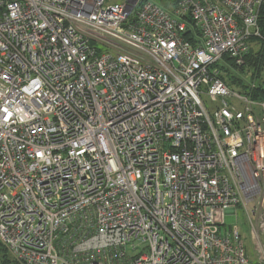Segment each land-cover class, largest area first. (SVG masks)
I'll return each instance as SVG.
<instances>
[{
    "label": "built area",
    "instance_id": "obj_1",
    "mask_svg": "<svg viewBox=\"0 0 264 264\" xmlns=\"http://www.w3.org/2000/svg\"><path fill=\"white\" fill-rule=\"evenodd\" d=\"M174 3L0 0V247L19 264H264V101L222 78L264 40V0ZM238 208L256 262L222 231Z\"/></svg>",
    "mask_w": 264,
    "mask_h": 264
},
{
    "label": "trees",
    "instance_id": "obj_2",
    "mask_svg": "<svg viewBox=\"0 0 264 264\" xmlns=\"http://www.w3.org/2000/svg\"><path fill=\"white\" fill-rule=\"evenodd\" d=\"M174 4L173 2L172 6ZM164 8H168L166 4ZM259 28L264 37V6L262 7L259 17ZM186 38L190 40L189 35L186 36ZM261 41H263L261 42L263 45L261 50L254 54L251 49L250 53L245 58L243 67H237L231 64L232 68L225 69L224 71L226 74L222 76L231 89L237 90L249 96L252 100L257 101H264V40ZM0 250H4L3 254L7 253L5 248L0 247ZM9 262L10 261L3 257L0 264H9Z\"/></svg>",
    "mask_w": 264,
    "mask_h": 264
},
{
    "label": "rangeland",
    "instance_id": "obj_3",
    "mask_svg": "<svg viewBox=\"0 0 264 264\" xmlns=\"http://www.w3.org/2000/svg\"><path fill=\"white\" fill-rule=\"evenodd\" d=\"M156 1L158 4L160 5H167V9L170 11L173 7H172V3L175 0H154ZM262 11V9H261ZM260 11V13H261ZM261 40H255L253 41V46H252V52L254 54H256L257 52H259V50H261V48L263 47V45L261 44ZM249 75V74H248ZM214 105V103H211ZM216 222L218 224H221L219 222V213H216ZM222 231L223 232H229L230 230H233L234 228H236L240 235H241V239L243 241V244L247 250V253L250 257V260L252 262H256V256H255V252H254V247H253V234H252V224L246 214V212H244L242 209H236L235 212H233L232 210H229L227 212V214H225V225L221 226ZM3 248V247H2ZM4 250H0V263L3 260V257H5L9 262V264H19L14 258L13 256L7 251V253L3 254Z\"/></svg>",
    "mask_w": 264,
    "mask_h": 264
}]
</instances>
